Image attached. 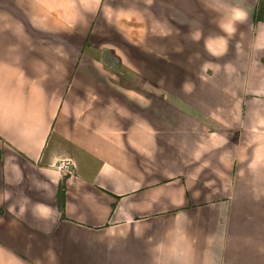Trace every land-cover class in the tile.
<instances>
[{
    "label": "crops",
    "instance_id": "obj_1",
    "mask_svg": "<svg viewBox=\"0 0 264 264\" xmlns=\"http://www.w3.org/2000/svg\"><path fill=\"white\" fill-rule=\"evenodd\" d=\"M256 2L0 0V264H264Z\"/></svg>",
    "mask_w": 264,
    "mask_h": 264
},
{
    "label": "rangeland",
    "instance_id": "obj_2",
    "mask_svg": "<svg viewBox=\"0 0 264 264\" xmlns=\"http://www.w3.org/2000/svg\"><path fill=\"white\" fill-rule=\"evenodd\" d=\"M93 53L100 55L102 65L105 66L106 70L104 71V73H106L107 76L113 79L115 83H117L121 88H123V90L126 89V91H134V89H138V91L142 90L145 94L154 92L160 93L161 96L164 93L171 98V90L169 91L163 86L152 85L149 82L142 80L139 75L135 73L134 70L121 67V65L117 63V60L111 53H100L97 51H93ZM169 76H171V72ZM167 87L171 89V86ZM145 103L153 104L156 106V104L159 105L162 102H158L157 100L153 99V102L152 100H150L148 102L145 101Z\"/></svg>",
    "mask_w": 264,
    "mask_h": 264
},
{
    "label": "clouds",
    "instance_id": "obj_3",
    "mask_svg": "<svg viewBox=\"0 0 264 264\" xmlns=\"http://www.w3.org/2000/svg\"><path fill=\"white\" fill-rule=\"evenodd\" d=\"M246 17V12L242 8H233L231 10V16L228 20L222 21L220 23V27L228 34H231L234 32V23L237 21H243ZM226 43V41H225ZM173 255L177 261V264H187V261L181 260V253L176 249V247H173Z\"/></svg>",
    "mask_w": 264,
    "mask_h": 264
},
{
    "label": "built area",
    "instance_id": "obj_4",
    "mask_svg": "<svg viewBox=\"0 0 264 264\" xmlns=\"http://www.w3.org/2000/svg\"><path fill=\"white\" fill-rule=\"evenodd\" d=\"M52 165L62 175L70 173L73 169V161L69 157H60Z\"/></svg>",
    "mask_w": 264,
    "mask_h": 264
},
{
    "label": "trees",
    "instance_id": "obj_5",
    "mask_svg": "<svg viewBox=\"0 0 264 264\" xmlns=\"http://www.w3.org/2000/svg\"><path fill=\"white\" fill-rule=\"evenodd\" d=\"M253 19L264 20V0H258L257 1L255 8H254V11H253ZM58 194L60 197V192Z\"/></svg>",
    "mask_w": 264,
    "mask_h": 264
}]
</instances>
